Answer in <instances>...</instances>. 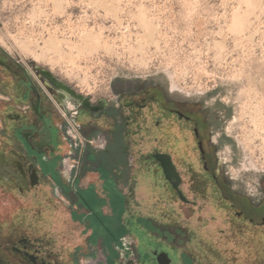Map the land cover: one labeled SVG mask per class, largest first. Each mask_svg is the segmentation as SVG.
Here are the masks:
<instances>
[{
  "label": "rangeland",
  "instance_id": "obj_1",
  "mask_svg": "<svg viewBox=\"0 0 264 264\" xmlns=\"http://www.w3.org/2000/svg\"><path fill=\"white\" fill-rule=\"evenodd\" d=\"M0 37L6 42L0 47L42 82L36 67L50 70L93 102L118 104L122 91L156 83L173 90L169 96L204 103L220 122L218 132L232 136L223 135L221 152L233 161L228 169L239 195L246 203L263 197L264 0H0ZM169 73L180 87H173ZM249 113L262 119L255 146L247 139L255 130ZM147 115L152 122L158 118L157 112ZM79 119L86 131L112 126L107 118L102 124L88 114ZM8 124L13 122L1 119L0 129ZM125 139L131 167L117 170L123 197L113 190L114 225L103 217L96 224L112 225L116 245L129 238L134 253L129 264H158L156 251L167 252L172 264H264L260 218L251 223L238 217L239 207L210 182L200 194L188 192L197 206L185 204L153 157L160 145L154 137L128 131ZM251 158L258 167L250 166ZM60 160L54 156L50 170ZM94 190L90 186L84 193L99 212ZM53 209L55 247L68 256L84 233L64 202L54 198ZM160 229L179 230L182 238L174 241L167 233L166 239ZM95 251L105 261L103 252ZM112 255L111 264H126L117 248Z\"/></svg>",
  "mask_w": 264,
  "mask_h": 264
},
{
  "label": "flooded vegetation",
  "instance_id": "obj_2",
  "mask_svg": "<svg viewBox=\"0 0 264 264\" xmlns=\"http://www.w3.org/2000/svg\"><path fill=\"white\" fill-rule=\"evenodd\" d=\"M36 71L44 79L45 88L38 85L20 60L0 47V120L13 122L0 129V264H111L115 248L129 264V238L116 245L112 225L98 227L93 223L95 220L101 222V217L108 218L85 202L77 186L85 172V159L73 171L64 162V158L74 152L66 139L64 119L52 99L57 100L58 90L41 76L37 67ZM172 91H165L156 83L136 86L129 93H119L118 104L110 100L105 103L100 98L92 101L101 107L98 112L77 106L74 115L80 125L79 118L86 113L94 116L98 124H102V118L112 121L111 128L105 132L98 130L106 139L105 150L114 144L117 133L123 136L126 146L128 131L129 134L154 137L160 145L152 150L153 157L156 153L170 155L179 175V188L188 201L181 200L175 191L179 200L195 207L197 201L190 198L188 192L200 194L209 182L214 183L225 200L231 201L234 208H240L236 210L238 217L247 216L251 223L260 218V225L264 226V191L261 199L246 203L233 185L234 176L228 169V163L233 161L224 160L222 156L223 135L228 139L232 136L228 132H218L220 122L211 108L199 101L169 96ZM73 105L67 101L59 106L63 111H69ZM125 110L129 112V120ZM154 112L158 113V118L152 122L146 117L147 113ZM134 125H145V128L143 131L132 130ZM117 127H120L119 131ZM47 138L45 145H37ZM54 156H61V160L52 171L48 162ZM130 158L129 152L127 168L131 167ZM157 163L162 168L160 162ZM94 168L97 172L107 171L101 162ZM54 198L65 203L71 219L84 233L83 242L68 256L55 247ZM79 201L89 208L92 216L77 217L79 211L74 210L73 205ZM160 230L166 239L167 233H173ZM101 236L105 261L95 255ZM181 238L179 230L173 233L174 241Z\"/></svg>",
  "mask_w": 264,
  "mask_h": 264
},
{
  "label": "crops",
  "instance_id": "obj_3",
  "mask_svg": "<svg viewBox=\"0 0 264 264\" xmlns=\"http://www.w3.org/2000/svg\"><path fill=\"white\" fill-rule=\"evenodd\" d=\"M86 114H85V117H86ZM83 130H84V133L88 136H91L99 132L98 130H96V128H94L93 131H90V130L86 131L85 128L83 127ZM102 153H104V151L97 152V151L92 150L91 148L87 149L86 154L88 155V158L91 159V155H94L95 158H92L93 161H90L89 159L85 160V163H86L85 172L80 180V185L78 188L80 190V193L85 198V202L89 203L91 207H93V204L87 198L86 193H84V190H86L90 186H94L95 188L94 194L95 196H97V202L100 203L99 205L100 212L106 214V217L110 221V224L114 225L113 220L115 218V213L117 212L118 209H117V206L114 204V199L112 197L113 190H117L118 193H120L122 197H123V193L121 192V189L119 188L117 179H114L115 177L116 178L118 177L117 170L109 171L108 173L105 171L97 172L96 169L94 168L96 166V163L99 161V158ZM67 203L71 205V202H67ZM108 208L110 210V213L107 212ZM73 209L79 211L78 216H77L79 219L88 218L92 216L89 208L82 205V201H79L77 202V204L73 205ZM112 216H114L113 219H112ZM93 223L97 225L99 221L95 220ZM102 239L103 237L101 236L99 238V243L96 246V248L101 252H103L102 251L103 247H101L100 245L102 242ZM131 243L132 242H129L130 245ZM130 249H131V246H130ZM130 251L133 252L132 249ZM130 251H129V254L131 253Z\"/></svg>",
  "mask_w": 264,
  "mask_h": 264
},
{
  "label": "water",
  "instance_id": "obj_4",
  "mask_svg": "<svg viewBox=\"0 0 264 264\" xmlns=\"http://www.w3.org/2000/svg\"><path fill=\"white\" fill-rule=\"evenodd\" d=\"M38 69L40 70L41 76H43L50 85H52L58 90L59 95L57 97V101L59 105H62L64 102L68 101L76 106H81L91 112H98L101 109L100 106H97L92 102L89 96L83 95L68 83L63 82L61 79L56 77L50 70L39 67ZM103 100L105 103L107 102L106 99ZM47 140L48 138L43 139L41 142H37V145L39 147L45 145ZM154 157L157 159V161L160 162L163 168L165 178L171 183L174 190L179 194L180 199L185 202L188 201L186 196L183 194L182 190H180L179 188L180 178L175 168V165L173 164L171 156L165 153H156ZM155 255L157 256L158 264H172V259L167 252L156 251Z\"/></svg>",
  "mask_w": 264,
  "mask_h": 264
},
{
  "label": "built area",
  "instance_id": "obj_5",
  "mask_svg": "<svg viewBox=\"0 0 264 264\" xmlns=\"http://www.w3.org/2000/svg\"><path fill=\"white\" fill-rule=\"evenodd\" d=\"M33 75L35 81L42 88H45L42 80L34 73L31 68H27ZM54 104L57 106L60 114L65 122V132L66 139L69 144L70 149L74 152V154L69 155L64 158L65 164L68 166L70 171L75 170L78 166L82 165L86 156V152L88 148H91L94 151H102L106 148V139L104 135L100 132L88 136L84 133L83 127L76 121L74 113L76 105H73L69 111H63L59 106L56 99L52 98ZM130 249V244H129ZM131 250V249H130ZM129 250V251H130ZM131 252V251H130ZM134 255L133 252L129 254V257Z\"/></svg>",
  "mask_w": 264,
  "mask_h": 264
},
{
  "label": "trees",
  "instance_id": "obj_6",
  "mask_svg": "<svg viewBox=\"0 0 264 264\" xmlns=\"http://www.w3.org/2000/svg\"><path fill=\"white\" fill-rule=\"evenodd\" d=\"M118 131L120 127H117ZM129 153L128 147L123 143V136L120 133H117V137L115 138L114 144L111 145L104 153L101 154L99 161L101 162V166L107 168V171H114L118 169H122V171H126V158ZM89 159L86 154L85 160ZM90 160V159H89ZM90 161H93L90 160Z\"/></svg>",
  "mask_w": 264,
  "mask_h": 264
},
{
  "label": "bare ground",
  "instance_id": "obj_7",
  "mask_svg": "<svg viewBox=\"0 0 264 264\" xmlns=\"http://www.w3.org/2000/svg\"><path fill=\"white\" fill-rule=\"evenodd\" d=\"M0 44L1 45H6V42H5V40L3 39V37H0ZM172 72V71H171ZM170 75H171V77H172V82H173V87L175 88V87H180V85L178 84V82L177 81H175V79L173 78V73H169ZM176 77V76H175ZM172 87V88H173ZM182 88V87H181ZM256 107V106H255ZM256 108H259L258 106L256 107ZM258 111V110H257ZM250 114V122L253 124V126L255 127V130H253V135L252 136H249L248 137V135H247V139L249 138V141L253 144V143H256L255 141H256V139L258 138V137H260L261 136V134L259 133V128H260V126L262 125V119L260 118V116H259V114H257V113H249ZM248 114V115H249ZM243 115L245 116V114L243 113ZM242 116V115H241ZM263 116V115H262ZM264 118V117H263ZM264 120V119H263ZM251 135V134H250ZM246 136V135H245ZM241 142V141H240ZM249 142V143H250ZM242 143V142H241ZM240 143V144H241ZM254 146H255V144H253ZM261 148H262V151H263V153H264V135H263V137H262V142H261ZM244 147H247L246 146V143L244 144ZM247 154V153H246ZM248 155H250V154H248ZM252 157V156H251ZM247 161V160H246ZM258 163V162H257ZM257 163L254 161V158H251V160H250V166H252L253 168L254 167H258V165H257ZM248 166V163L246 162L245 164H244V167H247ZM258 169V168H257Z\"/></svg>",
  "mask_w": 264,
  "mask_h": 264
}]
</instances>
